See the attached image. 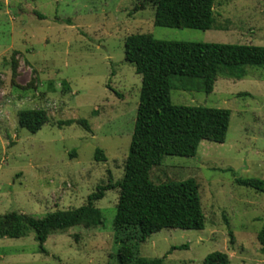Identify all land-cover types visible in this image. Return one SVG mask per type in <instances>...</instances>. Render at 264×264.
I'll return each instance as SVG.
<instances>
[{"label": "rangeland", "instance_id": "rangeland-1", "mask_svg": "<svg viewBox=\"0 0 264 264\" xmlns=\"http://www.w3.org/2000/svg\"><path fill=\"white\" fill-rule=\"evenodd\" d=\"M140 0H0V215L37 218L86 204L98 186L123 176L141 88L124 60V40H156L264 47V0H216L218 30L154 26ZM14 63V69H13ZM173 105L228 110L225 141H201L195 156H167L151 172L154 183L193 179L205 214L203 230L163 229L137 245L162 264H203L211 253L229 264H264V194L236 179L264 181V68H246L235 80L220 76L211 93L199 80H176ZM43 110L34 134L17 113ZM79 120H85V130ZM66 121H73L65 125ZM96 149L104 161H96ZM118 190L93 204L104 225L51 234L39 252L33 232L0 238V264H118L113 217ZM186 249L170 251L171 247Z\"/></svg>", "mask_w": 264, "mask_h": 264}, {"label": "trees", "instance_id": "trees-1", "mask_svg": "<svg viewBox=\"0 0 264 264\" xmlns=\"http://www.w3.org/2000/svg\"><path fill=\"white\" fill-rule=\"evenodd\" d=\"M215 1L140 0L133 12L153 9V24L162 28L218 30ZM124 60L134 65L141 77V88L122 178L98 186L86 204L75 209L50 212L40 218L6 212L0 215V238L17 239L33 232L39 252L46 254L44 244L53 233L78 226L102 227L103 214L93 203L112 189L119 194L113 217L118 264H162L165 257H140L137 245L163 229H204L205 214L195 181L154 183L151 172L167 156H195L201 141L223 143L230 113L225 109L173 105L170 91L176 87V80H199L200 89L209 94L220 76L243 79L247 67L264 68V47L161 41L137 33L124 40ZM17 122L20 128L34 134L47 122V115L40 109L21 110ZM77 123L89 130L85 120ZM94 158L105 160L100 149H96ZM236 183L264 194L263 180L236 179ZM257 238L264 252V229ZM176 249L186 247H171L170 251ZM203 264H229V260L226 254L214 252Z\"/></svg>", "mask_w": 264, "mask_h": 264}]
</instances>
